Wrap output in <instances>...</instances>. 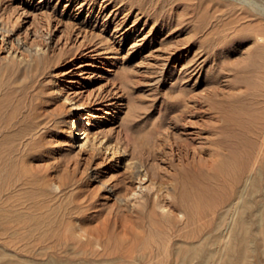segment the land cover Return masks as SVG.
Masks as SVG:
<instances>
[{
	"label": "rangeland",
	"instance_id": "1",
	"mask_svg": "<svg viewBox=\"0 0 264 264\" xmlns=\"http://www.w3.org/2000/svg\"><path fill=\"white\" fill-rule=\"evenodd\" d=\"M5 16L0 264H175L137 238L186 160L209 163L217 145L243 156L245 139L256 152L246 116L264 111V0H0ZM230 214L211 264L237 247ZM255 214L246 263L264 264Z\"/></svg>",
	"mask_w": 264,
	"mask_h": 264
},
{
	"label": "bare ground",
	"instance_id": "2",
	"mask_svg": "<svg viewBox=\"0 0 264 264\" xmlns=\"http://www.w3.org/2000/svg\"><path fill=\"white\" fill-rule=\"evenodd\" d=\"M14 22L11 21L10 16H5L1 18L0 19V31H2L3 33L13 31L16 26ZM262 36L263 35H260V37ZM78 108L80 110H83V107L81 106V104L79 105ZM258 115L254 116L253 114H251V112L248 113L247 116L245 115L247 118L246 121H248L249 119H250L249 121H252L254 118L253 125L255 128V132L253 131V128L251 131H253L257 135V137L255 138L256 140L260 138L256 152L253 149V142H250L247 139H245V142H247L248 144H250V146H252L251 147L252 150L246 149L244 151L243 156L240 155V156H233L231 158H227L226 155H229L230 151L225 153L221 149V147L217 145V147L216 146L213 148L209 147L211 148V150L209 149V151L207 152H210V153H207V154H210L209 157H211L212 160L209 161L207 159L209 161V163L206 162L207 164L205 162L203 163V160L201 158L200 159L196 158L198 160L197 161L195 157L193 158V156H191V158L193 159L186 160L185 164H187V166L188 165H191V166H188V167L185 166L186 171L188 172H185L183 173V175L180 176L179 182L176 183L175 189L177 190H175L176 191L175 193L173 192V195H171V199L164 200L165 204H167L166 213L164 212L165 215L161 214L160 216L157 217L158 213L155 212L153 209L152 210L149 209L150 219L148 215L146 216L148 217V220H149L148 222L149 227L148 225H145V228H147L146 231L148 232L144 230L145 231L144 233L145 234L147 233V235H144V236L141 235V237L143 236L142 238L141 237L137 238L136 235H135L136 237H134V239L136 238L141 239L140 240L141 244L144 243L143 247L140 248L142 249V251H143V248L150 247V250L149 249H145V250L146 252L149 251L148 255L151 257L153 256V254L156 257V253L160 254L163 252V254H166L167 256L170 255L173 261L175 262V264H211V262L215 260L214 259L215 249H217V248H214V244H216L217 240H221V239H218L220 237L219 233H222L223 230H227L226 226L228 222V214L231 215L230 213L234 211V212H238V216L235 222V229H234L235 232L233 231L234 234L232 233L231 235H233V240L235 242L233 244H236L237 247L234 248L232 244L230 243L229 245L227 244L228 246L226 247L225 252L222 254L221 264H247L246 259L248 258H246V253L249 249L248 245H249L250 224H253V223L252 221L248 223V221L246 220V214L248 212L256 213L255 217L256 215L258 216L256 221L258 225L261 227V231L264 230V111H262L261 113L258 111ZM86 118H87L86 116L83 117V120L86 121ZM247 123L245 122L244 125H246ZM250 125H246V128L251 129V128H248ZM253 125L250 127H253ZM81 131H82V135L78 137V140H81V139L84 140L88 136V131L86 129H82ZM180 141L177 143V145L180 146V149L187 150L189 143L184 140L182 142ZM214 141L215 140H212V143H214ZM201 145H198V146H201ZM186 153L188 154L187 151ZM187 168H189L190 170ZM137 171L138 170H136L135 172L138 174L139 172ZM122 188H123V185H121L118 188L119 191ZM123 193L124 192H122V196L124 195ZM247 195L249 197L259 196V198H257V200H253L249 202ZM118 196H120V194ZM159 196L160 195L158 194L156 196V201L158 203L159 201L163 200L162 195H161L162 199ZM156 201L153 202V204H155V208L157 205H159V204L156 205L155 203ZM177 210H181V211H178V213L179 212L182 213L183 211V215H184L183 218L182 216L181 217L177 216V214L175 213V211ZM114 218H115V222L117 223V221L119 220L117 215H115ZM143 218H142V221H143ZM102 220L104 219L102 218ZM120 221L121 220H119V222ZM104 223L105 222H103V224ZM120 223L122 225L123 222H120ZM133 223H134V226L137 225L135 224V222ZM139 223L137 226H135V228L142 230L140 229L141 227L139 226ZM255 223L256 222H254V224ZM125 226L123 228H125ZM139 230L136 229L135 231L137 232ZM140 232H143V231H140ZM125 233L123 234V236L129 235ZM178 238L181 239L180 241L182 243L179 242ZM137 239L132 242L137 241ZM136 245L137 244L135 242L134 246L136 247ZM134 246L132 247L133 249H134ZM138 248H139V245H138ZM137 249L136 251L138 252L140 249L138 250ZM159 254L158 256L161 255ZM248 255L249 254L247 253V256ZM166 259H168V257ZM150 260L151 259H149V261ZM214 262L216 263V261Z\"/></svg>",
	"mask_w": 264,
	"mask_h": 264
}]
</instances>
